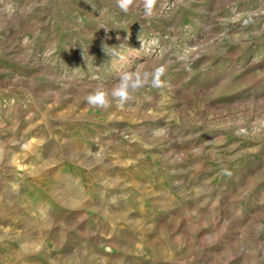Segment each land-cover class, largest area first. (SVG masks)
<instances>
[{
	"label": "rangeland",
	"instance_id": "374dc122",
	"mask_svg": "<svg viewBox=\"0 0 264 264\" xmlns=\"http://www.w3.org/2000/svg\"><path fill=\"white\" fill-rule=\"evenodd\" d=\"M156 8L0 0V264H264V0Z\"/></svg>",
	"mask_w": 264,
	"mask_h": 264
},
{
	"label": "clouds",
	"instance_id": "9594fccd",
	"mask_svg": "<svg viewBox=\"0 0 264 264\" xmlns=\"http://www.w3.org/2000/svg\"><path fill=\"white\" fill-rule=\"evenodd\" d=\"M158 0H115L116 7L123 13L142 9L146 18H151L157 13ZM179 59L183 60L184 57ZM169 63H152L151 65L141 66L133 71H125L120 74L119 79L111 87L97 85L92 91L85 95L84 100L87 105L93 108L108 109L113 102L120 106L125 105L131 100L135 93L151 86L152 88H163L165 80L163 77L168 71ZM166 130L161 128L154 132L156 136L165 135ZM94 155L102 158L103 150Z\"/></svg>",
	"mask_w": 264,
	"mask_h": 264
}]
</instances>
